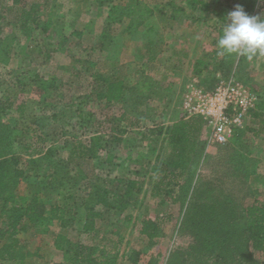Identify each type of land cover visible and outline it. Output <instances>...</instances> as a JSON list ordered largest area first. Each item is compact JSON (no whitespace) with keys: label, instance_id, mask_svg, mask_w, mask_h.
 <instances>
[{"label":"rangeland","instance_id":"374dc122","mask_svg":"<svg viewBox=\"0 0 264 264\" xmlns=\"http://www.w3.org/2000/svg\"><path fill=\"white\" fill-rule=\"evenodd\" d=\"M139 1L137 9L145 13L141 23L137 18L133 23L123 19L108 24L109 7L130 0H0L3 37L0 40L11 41L12 46L16 45L12 38L19 39L15 20L22 7L33 2L44 6L40 11L41 26L29 38L19 36L24 49L36 55L33 65L28 66L26 61V65L18 68L21 63L13 57L9 65L0 63V98H11L15 104H30L22 121L16 124L15 107L7 119L17 127V133L24 134L29 126L31 131L26 137L44 134L46 142L39 146H56L60 158L67 155L65 141L75 136L89 140L96 132L108 133L113 128L110 134L123 138L113 149L116 157L111 163L107 162L106 151L100 154L99 160L104 164L98 168L97 182L116 190L118 186L123 188L126 181L135 180L141 187L130 196L135 206L111 213L93 237L80 234L79 227L72 225L65 232L71 240L102 246L109 238L124 236L121 253L125 251V255L120 256L118 264H264L262 251H254L252 261L249 260L245 251L251 248L244 229L245 207L254 201L264 202V130L258 134L253 131L261 125L264 129V108L257 107L264 101V54L258 53L251 59L240 54L221 55L217 41L223 27L214 13L221 8L227 16L240 5L250 15L264 18V0L256 3L202 0L206 5L201 7L190 0ZM178 7L184 10L176 11ZM49 9H54L51 20ZM173 14L176 16L172 17ZM224 19L226 22L227 17ZM48 21L53 24L44 32L42 25ZM102 32L107 33L104 39ZM48 52L50 56L46 57ZM203 57L208 65L199 75L195 69ZM93 71L123 77L131 86L141 77L147 84H156L165 99L151 94L139 104L133 94L137 89H133L124 102L106 105L94 101ZM33 72H39L57 87L55 97L41 99L30 84L20 89L18 80L27 81ZM228 78L243 83L256 97L245 126L225 144L212 142L205 129L197 151L187 163L189 170L178 179V184L170 185L158 195L154 184L162 175L158 170L161 163L158 155L162 152L167 157L172 146L163 136L151 132L164 130L182 116V101L190 88L211 89ZM168 86L170 89L166 91ZM253 111L263 115L255 119ZM53 112L57 119L50 118ZM91 113L93 120L89 121ZM126 115L133 122L136 118L140 122L130 127L124 121ZM107 118L116 120L105 121L102 127L96 123ZM61 128H64L62 133ZM124 128L127 133H123ZM164 164L167 166V162ZM33 187L34 184L30 185V189ZM169 190L172 191L166 192ZM46 195L58 198L57 191ZM130 214L132 218L125 219ZM143 216L161 221L162 235L150 247L140 233L141 222L135 220ZM110 230L113 233L103 237V232ZM19 237L31 241V250L39 247L38 255L29 257L26 264H54L63 260L62 252L53 246L51 235L34 238L20 232ZM132 251L139 252L136 262L128 258Z\"/></svg>","mask_w":264,"mask_h":264},{"label":"trees","instance_id":"16d2710c","mask_svg":"<svg viewBox=\"0 0 264 264\" xmlns=\"http://www.w3.org/2000/svg\"><path fill=\"white\" fill-rule=\"evenodd\" d=\"M256 3L257 0H245V2ZM191 3L204 6L202 0H190ZM244 2V3H245ZM139 0H130L127 4H112L109 7L106 20L108 24L121 22L123 19L133 23L138 18L141 23L145 18V13L138 11ZM209 5V4H208ZM44 6L38 3L26 4L15 20V27L18 32L16 45L12 46L10 42H3L0 35V63L9 65L11 58H18L21 68L26 61L28 66L33 65L34 55L27 52L21 44L20 35L29 38L33 32L41 26L42 16L40 11ZM260 7V6H259ZM51 8V7H50ZM183 11L181 7L176 11ZM53 11V12H52ZM151 12V10H147ZM51 20L54 15L53 10H47ZM219 17L218 23L225 25L226 12L217 8L214 12ZM176 15L173 14L172 17ZM52 21L42 25L44 32H48ZM134 31V30H133ZM132 31V32H133ZM130 32V31H129ZM106 32H102V38L106 37ZM53 43V42H52ZM154 42L151 40L150 44ZM103 46V44L101 45ZM12 55L10 56V54ZM36 56V55H35ZM50 53L46 54L49 57ZM90 61L89 59H84ZM85 61V62H86ZM94 65V62H90ZM208 65V61L203 57L197 61V74L203 73V68ZM92 69V68H91ZM142 75V73H141ZM91 77L94 81V88L91 90L94 101L104 102L106 105H112L117 102H124L129 99V91H134L139 104L151 94H156L165 99L157 91L156 84H147L144 79L137 77L134 86L129 85L123 77H112L100 72L93 71ZM146 78V77H143ZM24 80V81H23ZM23 80H18L21 84L20 89L26 88L29 84L38 91L41 99H49L57 94V87L39 72H33ZM170 87L165 90L169 91ZM33 91V90H31ZM16 108V124L26 117L27 109L30 108L29 102L15 104L11 98H0V264L6 261L14 264H24L27 258L37 256L38 246L35 250L30 248V240H23L19 237L20 232H25L31 237H40L51 235L53 246L56 250L62 252L63 260L54 264H118L121 253V245L124 236L117 235L116 239L109 238L107 243L102 246L98 244L85 243L83 240H71L65 233L72 228V225L79 227L80 234H87L90 237L97 235L100 229V223L105 222L111 213H121L134 207L135 203L131 194L134 189L141 190L135 180H128L124 187L116 190L104 187L98 184V168L103 161L99 160L103 151L108 153V163L114 159L113 149L120 145L123 138L110 132H96L90 136L89 140L75 136L71 140L65 141L67 146V155L65 158L58 157L56 146H44L41 143L46 142L44 134H35L31 138L26 137L31 128L27 126L23 133H17V127L7 119L11 109ZM264 108V101L257 106ZM81 115V113H79ZM256 118L263 114L252 112ZM50 118L57 119L56 112L52 113ZM89 121H92V113L89 114ZM114 118L106 120H96L99 126H103L105 121H113ZM124 121L130 127L140 120L136 118L133 122L124 116ZM264 122V120H262ZM52 125V124H51ZM55 124H53V129ZM59 127V126H56ZM204 120L199 116H193L188 119L180 118L166 129L167 140L172 146V151L167 157L161 153V163L159 172L161 177L155 180L156 193L162 194L170 185L178 184V179L190 167L187 165L194 156L201 135L204 132ZM60 128V127H59ZM64 128L60 129V133ZM162 130V129H161ZM152 131V134H162L163 130ZM261 128L253 129L255 134L262 132ZM238 129L235 130V136ZM243 130H241L242 132ZM128 130L124 128L123 133ZM64 135V134H63ZM34 137L36 139H34ZM69 147V148H68ZM167 162V166L164 164ZM172 168L169 169L170 167ZM181 168L180 170H174ZM170 179L168 182L167 180ZM34 187L30 189V185ZM58 198H48L47 192H56ZM172 190L166 191L170 193ZM134 205V206H133ZM127 220L132 218L131 214L125 216ZM244 229L250 242V250L245 252L250 261L254 251L264 252V202L254 201L245 207ZM136 221L141 222L140 233L148 240V246H152L155 239L162 235L161 221L158 218L143 216L136 217ZM114 230L103 232V237L108 238ZM139 252L132 251L128 257L130 261L136 262ZM259 264L258 262H254Z\"/></svg>","mask_w":264,"mask_h":264},{"label":"built area","instance_id":"2783aa9c","mask_svg":"<svg viewBox=\"0 0 264 264\" xmlns=\"http://www.w3.org/2000/svg\"><path fill=\"white\" fill-rule=\"evenodd\" d=\"M255 95L234 78L219 81L213 88L192 87L184 95L182 116H200L204 120L207 138L225 144L236 129L243 128L255 107Z\"/></svg>","mask_w":264,"mask_h":264},{"label":"clouds","instance_id":"9594fccd","mask_svg":"<svg viewBox=\"0 0 264 264\" xmlns=\"http://www.w3.org/2000/svg\"><path fill=\"white\" fill-rule=\"evenodd\" d=\"M222 34L217 41L220 54H240L251 59L264 54V18L250 15L238 5L227 13Z\"/></svg>","mask_w":264,"mask_h":264},{"label":"crops","instance_id":"0c3cea01","mask_svg":"<svg viewBox=\"0 0 264 264\" xmlns=\"http://www.w3.org/2000/svg\"><path fill=\"white\" fill-rule=\"evenodd\" d=\"M263 6H264V4H263ZM262 9H264V8H262ZM168 88H169V86H168ZM165 103V105L166 104H168L169 102H164ZM249 116H250V114H249ZM197 117V116H196ZM200 117V116H199ZM180 118H183V116H181ZM180 118H178V119H180ZM202 118V117H201ZM178 119H175L174 121H172L171 122V124H173L174 122H176V120H178ZM185 119H188V118H185ZM171 124H167L166 125V128L163 130V133L162 134H159V133H155L157 136L158 135H161V136H163V139H165V141H167L168 142V140H167V134H166V129H167V127L169 126V125H171ZM205 128V127H204ZM162 131V130H161ZM204 132H205V129H204ZM204 132H203V134H204ZM203 134L201 135V139L203 138ZM153 135V134H152ZM234 136H235V134H234ZM233 136V137H234ZM232 137V138H233ZM200 142H201V140H199V142H198V144H200ZM168 144H169V142H168ZM196 151H197V149H196ZM192 160V159H191ZM191 160L189 161V162H191ZM190 168V167H189ZM189 168H188V170H189ZM28 260H29V258H27V260L25 261V263L24 264H26L27 262H28ZM3 264H13L12 262H10V261H6V262H4Z\"/></svg>","mask_w":264,"mask_h":264}]
</instances>
